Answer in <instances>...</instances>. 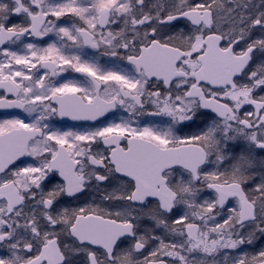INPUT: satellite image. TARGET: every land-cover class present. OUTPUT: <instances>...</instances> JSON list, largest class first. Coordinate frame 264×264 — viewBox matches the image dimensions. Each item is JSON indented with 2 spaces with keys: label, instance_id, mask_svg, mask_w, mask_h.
Listing matches in <instances>:
<instances>
[{
  "label": "snow or ice",
  "instance_id": "1",
  "mask_svg": "<svg viewBox=\"0 0 264 264\" xmlns=\"http://www.w3.org/2000/svg\"><path fill=\"white\" fill-rule=\"evenodd\" d=\"M0 110V264H264V0H0Z\"/></svg>",
  "mask_w": 264,
  "mask_h": 264
},
{
  "label": "flooded vegetation",
  "instance_id": "2",
  "mask_svg": "<svg viewBox=\"0 0 264 264\" xmlns=\"http://www.w3.org/2000/svg\"><path fill=\"white\" fill-rule=\"evenodd\" d=\"M0 112H2V110H0ZM0 118H2V115H0ZM220 259H222V257H220Z\"/></svg>",
  "mask_w": 264,
  "mask_h": 264
},
{
  "label": "rangeland",
  "instance_id": "3",
  "mask_svg": "<svg viewBox=\"0 0 264 264\" xmlns=\"http://www.w3.org/2000/svg\"><path fill=\"white\" fill-rule=\"evenodd\" d=\"M220 259V258H219Z\"/></svg>",
  "mask_w": 264,
  "mask_h": 264
}]
</instances>
